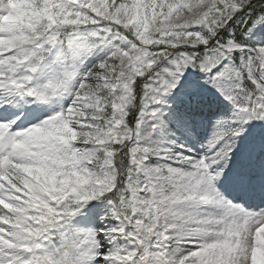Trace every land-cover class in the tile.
I'll use <instances>...</instances> for the list:
<instances>
[{
  "label": "snow or ice",
  "instance_id": "obj_1",
  "mask_svg": "<svg viewBox=\"0 0 264 264\" xmlns=\"http://www.w3.org/2000/svg\"><path fill=\"white\" fill-rule=\"evenodd\" d=\"M0 264H264V0H0Z\"/></svg>",
  "mask_w": 264,
  "mask_h": 264
}]
</instances>
